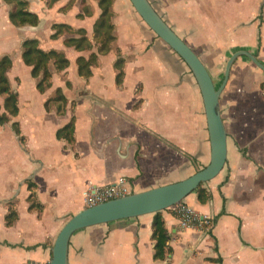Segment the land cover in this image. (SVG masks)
<instances>
[{
    "label": "crops",
    "instance_id": "0c3cea01",
    "mask_svg": "<svg viewBox=\"0 0 264 264\" xmlns=\"http://www.w3.org/2000/svg\"><path fill=\"white\" fill-rule=\"evenodd\" d=\"M26 1L40 19L37 25H13L9 4L0 0V56L11 57L7 78L18 106L10 116L0 94V115L7 116L0 125V264H48L59 229L84 208L88 185L112 184L123 176L129 191H142L181 180L210 158L193 74L129 0H111L115 39L105 53L97 51L94 36L98 0ZM150 1L199 56L216 86L236 50H247L264 64V0ZM55 23L73 31L51 37ZM78 29L90 48L65 44L66 38L79 36ZM23 38H35L43 50L55 49L68 59L62 71L51 65V86L43 92L22 60ZM204 45L214 54L197 49ZM90 52L97 62L84 79L76 58ZM118 57L124 60L120 84ZM56 89L66 99L59 112L58 101H47ZM219 103L226 162L203 183L209 201L200 203L196 192L184 199L210 214L214 224L208 232L182 228L173 208L162 210L172 264H264V71L246 56L238 57ZM71 118L74 139L67 143L56 133ZM10 205L17 216L6 225ZM152 219L153 214H145L77 230L69 241V264H164L153 257Z\"/></svg>",
    "mask_w": 264,
    "mask_h": 264
},
{
    "label": "water",
    "instance_id": "95a60500",
    "mask_svg": "<svg viewBox=\"0 0 264 264\" xmlns=\"http://www.w3.org/2000/svg\"><path fill=\"white\" fill-rule=\"evenodd\" d=\"M129 1L146 25L186 63L196 80L207 123L210 144L209 162L181 180L132 192L84 207L72 214L63 223L53 241L48 264H69V241L77 230L165 210L184 201L201 183L216 177L227 158V132L221 117L219 97L228 80L231 67L238 57L246 56L264 71V64L254 54L247 50H236L226 60L222 81L216 86L199 56L173 30L150 0Z\"/></svg>",
    "mask_w": 264,
    "mask_h": 264
},
{
    "label": "trees",
    "instance_id": "16d2710c",
    "mask_svg": "<svg viewBox=\"0 0 264 264\" xmlns=\"http://www.w3.org/2000/svg\"><path fill=\"white\" fill-rule=\"evenodd\" d=\"M6 3L11 4L9 10L10 22L17 26L37 25L40 21L36 13L27 9L28 2L26 0H4ZM84 3V0L82 1ZM111 0H98V5L101 12L94 22V36L98 41L97 51L105 53L110 49V43L115 39L112 24V12L110 10ZM55 32L52 37H56L63 30L72 32V28L66 24H54ZM79 34L78 37H68L65 39V44L73 46L77 50H84L90 48V43L86 38L83 29L75 31ZM21 56L25 64L31 66V74L37 79L36 87L40 92L45 91L51 85L52 72L49 69L50 63L55 65L56 70L62 71L68 66V59L64 54L57 50H43L35 38H23L20 43ZM97 62V54L90 52L87 57L78 56L76 58L77 71L84 79H88L92 75V66ZM124 60L120 57L116 59L115 66L118 69L116 73V82L120 84L124 75L123 71ZM12 65L11 57L8 54L0 56V94H4V107L10 114L15 116L18 112L17 106V92L12 90L7 78V71ZM56 100L59 102L58 112L61 111L62 106L66 102L65 97L59 89L55 90V95L48 99ZM6 115H0V125L6 121ZM14 132L19 135V130L16 122L13 123ZM74 119L71 118L68 123L57 130V136L67 143H71L74 139ZM20 139V138H19ZM32 186V184H29ZM196 198L200 203H206L211 199V193L201 183L197 189ZM130 193H132L130 191ZM31 198V196H30ZM32 201L31 206H34ZM172 208V207H170ZM16 210L10 205L8 212L5 215L6 225H11L16 219ZM151 238L154 241L153 257L165 261L164 264H172L169 262L168 256L172 253V248L169 246V232L165 227L164 219L161 211L153 214L151 223Z\"/></svg>",
    "mask_w": 264,
    "mask_h": 264
},
{
    "label": "built area",
    "instance_id": "2783aa9c",
    "mask_svg": "<svg viewBox=\"0 0 264 264\" xmlns=\"http://www.w3.org/2000/svg\"><path fill=\"white\" fill-rule=\"evenodd\" d=\"M129 193L126 178L120 176L112 184L88 185L84 194L83 204L84 207H89ZM172 208L182 228H195L202 232H208L214 224V218L210 214H201L184 201L178 202Z\"/></svg>",
    "mask_w": 264,
    "mask_h": 264
},
{
    "label": "rangeland",
    "instance_id": "374dc122",
    "mask_svg": "<svg viewBox=\"0 0 264 264\" xmlns=\"http://www.w3.org/2000/svg\"><path fill=\"white\" fill-rule=\"evenodd\" d=\"M85 2V1H84ZM82 4H85V3H82ZM9 6H10V8H11V4H9ZM56 24V23H55ZM54 25V24H53ZM63 31H65V30H63ZM68 32H70V31H68ZM51 37H52V35H51ZM190 40V39H189ZM68 46V45H67ZM201 47H202V49H205L206 50V52H212V50L209 48V46H199V47H197V49L198 50H200L201 49ZM110 48H111V43H110ZM50 50H55V49H50ZM82 51V50H81ZM205 51H203L202 50V55H204L205 53H204ZM213 54H214V52H212ZM211 55V53L210 54H208V56H210ZM82 56V55H81ZM209 62V61H208ZM51 65H52V63H50V65H49V69L51 70ZM54 65V64H53ZM54 67H55V65H54ZM52 72V71H51ZM52 77V76H51ZM217 78H220L219 76L217 77ZM52 79V78H51ZM218 85V84H217ZM51 86V85H50ZM49 88V87H48ZM47 88V89H48Z\"/></svg>",
    "mask_w": 264,
    "mask_h": 264
}]
</instances>
